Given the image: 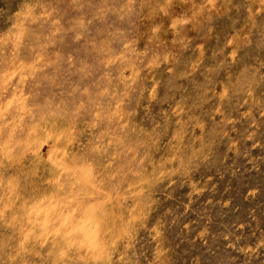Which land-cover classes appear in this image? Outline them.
<instances>
[{"label": "rangeland", "instance_id": "374dc122", "mask_svg": "<svg viewBox=\"0 0 264 264\" xmlns=\"http://www.w3.org/2000/svg\"><path fill=\"white\" fill-rule=\"evenodd\" d=\"M0 264H264V0H0Z\"/></svg>", "mask_w": 264, "mask_h": 264}]
</instances>
